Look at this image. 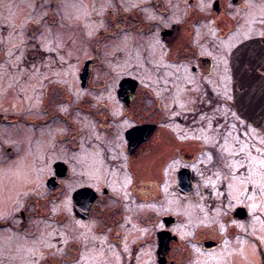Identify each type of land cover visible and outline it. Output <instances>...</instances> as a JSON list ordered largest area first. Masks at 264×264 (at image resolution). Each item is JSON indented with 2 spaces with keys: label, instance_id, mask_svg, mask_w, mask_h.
Instances as JSON below:
<instances>
[{
  "label": "rangeland",
  "instance_id": "obj_1",
  "mask_svg": "<svg viewBox=\"0 0 264 264\" xmlns=\"http://www.w3.org/2000/svg\"><path fill=\"white\" fill-rule=\"evenodd\" d=\"M142 1L145 0H0V264H164L157 261L158 232L155 233L163 226V212L178 214L173 230L183 240L168 239L165 264H264V209L258 218L236 221L233 230L247 236L233 238L222 209H212L215 202L176 199L158 173L160 160L173 148L161 145L158 135L145 153L134 158V188L120 145L112 142L106 144V155H102L103 149L98 145L70 153L69 157L75 159L76 177L61 182L55 190L45 185L50 162L68 157L59 141L68 134L67 122L72 128L83 124V116L76 109L73 118L68 119L70 104L56 102L63 90L45 94L50 83L58 82L67 96L82 101L80 98L94 92L89 86L80 88L79 73L89 59L93 65L90 82L107 84L109 89L103 96L112 105L116 82L128 74L157 83L162 91L168 82H178L177 70L164 62L163 47L155 34L143 43L141 33L137 36L130 31L126 14ZM167 1L174 9L185 3ZM200 1H196V7L207 12L210 0ZM252 3L254 6L243 13V25L231 40L255 33L260 18L264 19V3ZM118 7L122 9L119 14L115 11ZM183 11L180 7L174 19H179ZM112 12L120 20L126 19L117 23L120 28L116 31L108 26ZM206 19L196 24L201 25L200 48L217 52L219 61L217 31ZM187 29L183 25L179 30L183 44ZM108 30V34L112 32L110 37L102 39L101 31ZM174 36L171 43L175 42ZM207 80L218 84L220 81L218 76ZM201 84L196 76V102L197 92L204 91ZM176 89L178 93L180 84ZM175 96L185 101L190 98L183 93ZM56 103L66 113L64 122H44L48 108ZM52 109V113L57 111L56 107ZM84 127L87 128L86 123ZM198 128L196 124V133ZM202 133L210 135L205 130ZM98 136L95 137L103 141L104 136ZM10 148V152H16L14 158L6 154ZM82 183L98 189L105 185L113 196L103 198L105 203L94 207L86 220L77 219L71 208V192ZM260 184L264 185V177ZM261 188L264 195V186ZM26 201L36 205L26 209ZM250 206L255 210L256 203L251 202ZM21 209H26V219L18 215ZM144 215L148 217L145 219ZM194 228L196 236L207 238L208 242L219 241V246L202 250V245L192 239ZM193 243L195 246L189 250Z\"/></svg>",
  "mask_w": 264,
  "mask_h": 264
},
{
  "label": "flooded vegetation",
  "instance_id": "obj_2",
  "mask_svg": "<svg viewBox=\"0 0 264 264\" xmlns=\"http://www.w3.org/2000/svg\"><path fill=\"white\" fill-rule=\"evenodd\" d=\"M184 1L180 6L184 11L179 19L174 17L179 13L177 11L180 7L172 8L167 0L142 1L131 6L126 14L131 33L137 36L141 33L143 43L155 34L163 47L164 62L177 70L175 72L178 82H168L162 91L159 84L142 81L139 77L128 74L116 82L111 96L115 105H112V101L103 96L109 89L107 84L101 81L94 84L90 82L93 65L89 59L86 75L82 81L79 73V79L80 88L87 89L89 86L94 89L90 96L86 94L80 98L82 101L71 98L58 82L50 83L51 86L44 89L46 95L63 90L61 98L56 102L70 104L68 119L73 118L75 109L83 116V124L79 123L77 127L72 128V124L67 122L68 134L62 135L59 141L64 144L68 157L56 158L50 162V172L45 177V185L50 190H55L61 182L76 177L73 170L75 159L69 157L70 153L98 145L103 149L102 155H106V146L112 142L120 145L124 166L134 188V158L140 153H145L151 144L156 142L158 135L157 141L161 145L173 148L171 154L160 160L158 173L173 191L174 197L180 201L182 199L193 202L200 198L205 202L208 199V203L215 202L212 209H222L228 227L232 228V232H229L233 238L241 234L247 236L245 232L235 231V222L251 217L258 218L262 216L264 209L261 188L264 185L260 184L264 177V19L260 18L261 22L255 33L233 41L230 38L243 25V13L254 6L252 1L255 0H210L207 12L196 7V1L201 2L200 0ZM256 2L264 3V0ZM121 10L118 7L115 11L119 14ZM116 13L112 12L109 20L108 26L113 29L111 31L119 29L120 26L116 27L117 23L126 20L117 18L119 15ZM204 17L207 18L204 21L212 23L217 31L218 51H221L219 61L217 52L211 53L200 48L198 30L201 25L197 26V21ZM183 25L190 31L186 30L185 44L182 43L183 37L179 33ZM101 32L102 39L112 34H108L110 30ZM173 36L175 42L171 43ZM221 43H224L223 46ZM240 46L242 49L239 51ZM196 76L204 89L203 93L197 92V102ZM216 76L220 79L219 84L209 83L207 79ZM178 84L181 89L176 93ZM181 93L187 94L190 100L185 101L175 96ZM57 103L50 105L48 116L46 114L42 118L44 122L53 119L64 122L66 113ZM53 107L57 108V111L53 112L55 114L50 111ZM116 108L119 109L118 112ZM196 124L199 126L197 133ZM204 130L210 135H203ZM97 134L104 136L103 141L95 137ZM7 151L8 157H15V151L10 152L11 148ZM48 179L56 183L54 188L49 187ZM94 186L82 183L73 188L71 208L77 219L86 220L94 207L105 203L103 198L112 196L107 186L101 185V190ZM82 187H90L96 192V199L85 218L77 216L73 208L74 192ZM254 189L257 191L253 192ZM161 198L162 196L154 200ZM251 202L256 203L255 210L251 209ZM32 204L36 205L32 201H26L25 208ZM26 209H21L18 214L22 219H26ZM144 216L145 219L148 217ZM160 217L163 226L155 233L168 231L169 242L172 238L176 241L182 240L173 230L178 221V214L163 212ZM165 217H171L172 220L166 223ZM193 236L191 238L201 244L204 251L219 246V241L208 242L207 238L196 236V228L193 229ZM193 246L194 243L189 246V250Z\"/></svg>",
  "mask_w": 264,
  "mask_h": 264
},
{
  "label": "water",
  "instance_id": "obj_3",
  "mask_svg": "<svg viewBox=\"0 0 264 264\" xmlns=\"http://www.w3.org/2000/svg\"><path fill=\"white\" fill-rule=\"evenodd\" d=\"M245 45V44H244ZM242 49V46L239 47V51ZM86 68L87 63L85 64L83 68V72L80 74L82 81L84 79V76L86 75ZM55 182L52 183V179H48V185L50 188H54ZM74 198V212L77 216H81L83 218L87 217L89 215L90 207L92 203L96 199V192L90 188V187H82L79 188L74 192L73 195ZM166 223L172 220V218H165ZM168 234H170L168 231H158V247H157V260L159 263L165 264V258L164 254L168 249L167 242H168Z\"/></svg>",
  "mask_w": 264,
  "mask_h": 264
},
{
  "label": "bare ground",
  "instance_id": "obj_4",
  "mask_svg": "<svg viewBox=\"0 0 264 264\" xmlns=\"http://www.w3.org/2000/svg\"><path fill=\"white\" fill-rule=\"evenodd\" d=\"M182 36H183V33L181 32V37H182ZM17 188H18V187H16V188L13 190V192H15V190H16ZM244 249L247 250L246 252L249 253L250 250L248 251V249H247V245L244 246Z\"/></svg>",
  "mask_w": 264,
  "mask_h": 264
}]
</instances>
